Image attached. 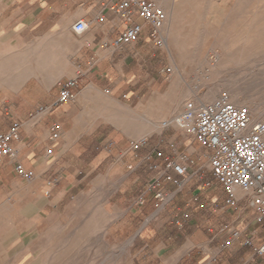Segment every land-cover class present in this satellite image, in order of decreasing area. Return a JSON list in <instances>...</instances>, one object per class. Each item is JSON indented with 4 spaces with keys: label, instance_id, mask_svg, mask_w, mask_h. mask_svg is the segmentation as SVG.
<instances>
[{
    "label": "crops",
    "instance_id": "obj_1",
    "mask_svg": "<svg viewBox=\"0 0 264 264\" xmlns=\"http://www.w3.org/2000/svg\"><path fill=\"white\" fill-rule=\"evenodd\" d=\"M78 20L88 25L81 33L73 30ZM122 29L107 0H0V132L20 124L12 141L15 158L0 161V258L17 260L19 252L30 250L38 228L47 235L51 223H67V212H73V223H82L80 200L73 209L66 202L77 188L75 197L89 198L90 216L105 212L107 223H144L148 217L169 222L185 244L178 259L201 238V243L223 245L216 254L228 248L242 264L261 262L264 256L254 255L244 242L260 244L264 224L255 223L254 215L236 223L245 208L234 223H225V207L218 208L222 223H209L206 191L207 201L201 204L205 218L193 223L188 207H193L198 190L187 186L170 192L153 189L138 202L145 195L140 189L146 176L152 179L159 170L162 139L154 129H161L159 121L178 109V97L173 87L167 97L163 94L160 77L153 74L155 62L154 67L150 63L158 50L146 34L122 44ZM79 74L71 102L29 117L37 107L54 103L60 81ZM137 141L144 144L134 150ZM189 145L182 151L192 154ZM16 163L32 177H21ZM148 164L156 169L146 171ZM158 191L165 196L163 202L154 198ZM212 197V204L218 203L220 195ZM171 202L174 209L167 213Z\"/></svg>",
    "mask_w": 264,
    "mask_h": 264
},
{
    "label": "rangeland",
    "instance_id": "obj_2",
    "mask_svg": "<svg viewBox=\"0 0 264 264\" xmlns=\"http://www.w3.org/2000/svg\"><path fill=\"white\" fill-rule=\"evenodd\" d=\"M191 5L182 8L181 13L177 15L178 24L189 21L195 23L193 29L184 30L183 25L178 29L180 35L183 32H188L190 35L188 36L189 43L185 45L188 48V53L185 54V57L180 58L176 51L179 44L175 43L172 47L166 44L164 49L155 53L156 55L150 62L152 67L155 62L153 74L160 77L163 94L167 97L169 89L173 87V94L178 97V109L168 119H161L159 124L172 120L186 102L197 97L205 102L214 100L218 96V94L213 95L212 93L215 85L219 86V93H226L230 96L231 92L240 87L246 90L247 96L256 97L257 102L264 100V54L254 57L252 55L251 57L244 56L238 61L241 67L232 66L226 72L210 76L204 67L200 66L204 63L201 56L204 54L208 60H212L215 53H222V48L211 37L206 42L199 39L208 35L207 31L210 30L211 23L221 22L225 17H228L232 23L230 33L239 32L241 22H249L250 27L248 28L251 32H264V0H194ZM213 28L216 29V27H212L211 30ZM164 31L167 41L169 31L165 25ZM179 37L178 35L177 39ZM251 44L253 48L260 45L263 47L264 41H255ZM234 47L237 48L239 45L235 44ZM147 60L149 59L147 58ZM235 63H237L236 59L229 61L231 65H235ZM176 65L180 66L179 72L176 71ZM159 66L160 70L158 71ZM147 67L149 68V63ZM173 79L174 85L171 84ZM242 102L240 101L239 104ZM252 114L255 117L256 111H253ZM154 130L161 134L160 138L162 139L161 151L156 160L159 170L154 177L164 171L165 158H174L171 146L176 145L177 149L182 151L185 149L186 143L190 144L187 149L192 152L190 159L193 164H189L183 171V177L190 175V179L181 187L187 186L194 192L198 190L194 196L193 207H188L192 213L193 223H201L205 218V215H202L201 204L207 201L206 191L210 194L209 223H222L223 220L217 217V210L221 207H225V223L238 221V217L241 216L239 213L243 212L244 205L224 206L225 192L207 167V150L193 141L185 131L179 130L175 126L168 130L163 127L161 129L155 127ZM175 135L177 138L174 142H167L173 141L171 138ZM193 149L194 151H192ZM149 165H147L146 171H151L148 168ZM172 175H176V172L173 171ZM152 179L146 176V182L140 189L142 192L145 191V199L147 195L149 197L153 194L148 189L152 185ZM180 179L181 176H176L175 180L169 181L160 174V178L156 179V183H158H154L151 189L165 188L167 192L173 191L177 187L174 181ZM201 182L208 183V186L201 187ZM87 186L84 185V188ZM75 190L71 194H67L66 202L70 203V209H73L77 205L76 202L80 200L78 207L80 208V217L83 219L82 223H73V212H67V223H51L47 235H41V228H38L35 231V241L28 252H19L17 260L0 258V264H242L238 257L231 256L228 248L222 249L216 254L218 248L223 246L221 243H201V238L195 240L196 246L192 251L178 259L180 250L185 244L183 245V239L177 235V231L172 228L169 222L163 224V219L154 218L151 220V217H148L144 223H107L110 217L105 212H94L90 216L89 203L87 202L89 198L75 197L73 194ZM203 191H205L204 194ZM213 195H220L218 203L212 204ZM183 206L186 207L185 204ZM173 209L171 202L167 206V213ZM253 215L250 209H246L242 213V220L236 223H246L253 219ZM38 233L40 235H37ZM190 245L192 246V244ZM0 254L4 256L3 253ZM257 264H264V260Z\"/></svg>",
    "mask_w": 264,
    "mask_h": 264
},
{
    "label": "built area",
    "instance_id": "obj_3",
    "mask_svg": "<svg viewBox=\"0 0 264 264\" xmlns=\"http://www.w3.org/2000/svg\"><path fill=\"white\" fill-rule=\"evenodd\" d=\"M107 3L110 11L123 25L120 34L122 44L134 43L142 34H146L155 50L166 47L164 25L167 15L157 0H107ZM99 20L102 18L99 17ZM87 26L84 20H78L73 30L81 33ZM80 77L81 74L60 81L54 103L37 107L29 117L48 112L53 106L71 102ZM171 121L163 123L165 130L175 126L207 150V167L225 192V205L235 207L243 204L245 209L253 212L255 223L264 224V116L255 121L248 107L235 105L226 93H220L211 102H205L200 97L186 102ZM19 130L20 124L14 122L8 130L0 132V161L15 158L12 141L18 138ZM56 135L54 133L53 137ZM143 144V141L133 142L132 148L137 150ZM171 150L174 158H165V168L161 173L169 181L175 180L178 175L182 176L186 167L193 164L191 153L179 151L173 146ZM148 168L156 169V165H149ZM16 171L21 177H32V172L26 171L20 163H16ZM173 171L177 175L173 176ZM188 179L181 177L174 182L177 187H181ZM154 183L148 187L150 191ZM204 186H208V183ZM235 189L245 192L244 196L236 197ZM154 198L159 202L165 200L159 191L154 193ZM144 199L145 195L141 193L138 202L142 204ZM233 236H237V233L233 232ZM244 244L252 249L254 255L264 256V240L255 245L252 239H247Z\"/></svg>",
    "mask_w": 264,
    "mask_h": 264
},
{
    "label": "bare ground",
    "instance_id": "obj_4",
    "mask_svg": "<svg viewBox=\"0 0 264 264\" xmlns=\"http://www.w3.org/2000/svg\"><path fill=\"white\" fill-rule=\"evenodd\" d=\"M192 1L194 0H157V3L165 9L167 15V20L165 21V26L168 28L169 31V38L167 40V45H169V47H172L173 44L178 43L179 47H176V51H178L177 53L179 54L180 58L185 57V54L188 53V48L185 45L189 43L190 39L188 36L190 35L188 32L187 33L183 32V34L181 33L180 35V33L178 32L179 26L183 25L184 30H186L187 28L193 29L195 23L193 24L192 22L189 21L186 23L178 24L177 15L178 13H181L180 10L182 8L191 5ZM191 7L193 8L192 5ZM231 24L232 23L229 21L228 17L223 18V21L221 22L211 23L209 25L211 26L210 30L207 29L208 35L206 34L202 38H199L206 42V40L210 39L211 37L212 39L215 40V43H218L222 48L221 54L214 52L215 55L213 56L215 57L212 60H208L207 56H205L204 54H202L201 56L202 59L204 60V63H202L200 66L202 68L204 67L205 71L210 76H214L222 72H226L232 66L241 67L238 61L244 56L251 57L252 55L254 57L259 54H264V46L261 47L260 45L258 47L253 48V45L251 44L252 42L255 41H260V42L264 41V32L261 31L251 32L249 31L248 28L250 27V23L241 22L239 24V29H240L239 32L230 33ZM212 27H216V29L213 28V30H211ZM178 35L180 37L177 39ZM181 37L182 39H180ZM235 44H238L239 47L237 48L234 47ZM234 59L237 60V63H235V65L229 64V61H232ZM179 67H180L179 65L178 66L176 65L177 72H179ZM212 93L213 95H217V94L218 96L220 95L218 85H215L213 87ZM230 96L228 95L231 103L238 106L242 105L248 107L252 112L256 111V116L254 117L255 121H259L261 117L264 115V100L262 102H257V98L247 96L246 90H244L243 88L240 87L237 88V90H234L233 92L230 93ZM240 101H243L242 104H239ZM170 121H164V122H170ZM164 122H161L160 124L161 127H163ZM244 194L245 192H243L242 190L235 189V195L237 197H242L244 196Z\"/></svg>",
    "mask_w": 264,
    "mask_h": 264
}]
</instances>
